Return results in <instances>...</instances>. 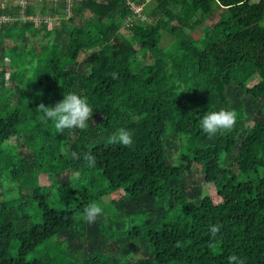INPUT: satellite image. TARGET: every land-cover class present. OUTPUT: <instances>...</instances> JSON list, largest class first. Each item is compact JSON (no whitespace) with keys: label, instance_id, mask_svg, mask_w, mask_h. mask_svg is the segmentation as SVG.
Returning <instances> with one entry per match:
<instances>
[{"label":"trees","instance_id":"1","mask_svg":"<svg viewBox=\"0 0 264 264\" xmlns=\"http://www.w3.org/2000/svg\"><path fill=\"white\" fill-rule=\"evenodd\" d=\"M56 2L26 7L58 16L52 27L0 23V264H264V0H156L130 26L127 0H73L71 14ZM21 8L0 2V14ZM70 92L93 115L57 132L36 109ZM221 109L236 124L210 137L200 120ZM121 128L131 147L110 142ZM233 152L238 171L221 162ZM38 174L47 186L30 184ZM93 202L103 211L88 223Z\"/></svg>","mask_w":264,"mask_h":264},{"label":"clouds","instance_id":"2","mask_svg":"<svg viewBox=\"0 0 264 264\" xmlns=\"http://www.w3.org/2000/svg\"><path fill=\"white\" fill-rule=\"evenodd\" d=\"M21 0H0L2 4L10 3L13 5H20ZM28 6V0L27 5ZM23 8V7H22ZM21 8V9H22ZM21 10L18 11L16 14L7 15V14H0V16L5 15L9 17L7 21H14L21 19L23 22L29 21L34 23H44L47 27L54 26L58 21V16H52L54 18L51 24L47 22H38L29 19L28 17L34 14H42L38 9L34 14L28 15L26 14L25 8V18H20L19 13ZM44 15V14H42ZM13 17V18H12ZM115 73H113V77L115 78ZM38 112L43 113L40 117L42 121L52 120L54 122V126L57 132H62L64 129H85L88 127V122L93 115V109L89 105L87 98L82 97L81 95L70 92L64 94V98L57 102L55 106H45L44 103H40L36 109ZM237 119V113L235 110H225L221 109L219 111H212L206 113L203 118L200 120V127L202 131L208 134L210 137L216 135L218 132H223L227 130H231L235 124ZM110 142L121 144L125 147H131L133 144V137L131 132L126 129H118L115 134L110 137ZM71 156L73 159H80V156L76 152H71ZM83 159L87 162L89 167L95 166V156L91 155L90 153H84ZM102 208L96 202L90 203L84 208L83 218L88 223H94L98 216L102 214ZM220 231V226L212 225L209 229L210 239L211 241H215V237L217 233ZM179 246V243L177 244ZM214 246V244L210 243L209 245ZM229 264H245L244 260L236 255H230L228 257Z\"/></svg>","mask_w":264,"mask_h":264},{"label":"rangeland","instance_id":"3","mask_svg":"<svg viewBox=\"0 0 264 264\" xmlns=\"http://www.w3.org/2000/svg\"><path fill=\"white\" fill-rule=\"evenodd\" d=\"M254 2H257V1H259V0H253ZM87 15V14H86ZM217 18H218V14H216V16L215 17H213V18H211V19H209V21L206 23V24H208L209 26H211V27H213L214 26V24L216 23L215 21L217 20ZM194 35H195V37H200L201 35H202V31H201V29H199V30H197L195 33H194ZM171 42H170V39H166L165 41H164V44H163V47H166V46H168L169 44H170ZM149 61H151L152 60V58H149L148 59ZM3 65H2V63H0V73L3 71ZM9 71L10 70H8L7 71V74H6V78L8 79L9 78ZM31 77H33V75L31 74ZM37 77H40L39 75H37ZM259 79H260V77H256V79H254L253 80V83L252 84H254V83H256L257 81H259ZM13 87H15V84H13L12 85V88ZM30 88H32L31 86H30V84L26 81V89H29L30 90ZM58 88V90H56V91H54L53 92V94H55V95H62L61 93V89L59 88V87H57ZM31 90H33V88L31 89ZM41 92L42 93H44L43 94V97H42V102L46 99L45 98V94L46 95H49V93H47V87L46 86H44L43 88H42V90H41ZM11 101L9 102V104L10 105H12V106H14L15 104H16V102H15V100H14V98H13V96L11 95ZM4 115H1L0 117L1 118H3V117H5V113H3ZM177 141L180 143V144H183L185 141H184V138H182V137H178L177 138ZM14 144H11V142H10V146L9 147H7V150L9 151V152H11L12 154L13 153H15L16 151H18L19 150V148H17V147H15V145L13 146ZM7 155V154H6ZM237 156H238V152H233V154H223L222 155V157H221V162H222V164L223 165H227V166H230V167H232L235 171H238V168H237V166H236V158H237ZM6 157V156H5ZM191 175H193V174H186L185 175V177H184V179L186 180V179H188ZM42 177H45V175L44 174H38V175H36V176H32L31 177V179H30V184L32 185V186H40V187H45V186H47V183L46 184H44V182H43V180H42ZM192 178H193V180L195 179V180H199L200 179V177L198 176V175H193L192 176ZM256 179V177H255V175L254 174H246V175H243V177L241 178V180L242 181H244V182H246V181H250V180H255ZM3 183V185H4V187L6 188V190H8V188L10 187V184H9V182H8V179H7V175H3L2 177H1V181H0V183ZM215 189L213 188V189H210L209 187H207L206 188V194H210L212 191H214ZM46 192H48V190H46ZM6 197L8 198V199H11V198H14V194L12 193V191L10 192V191H8L7 193H6ZM47 198H48V200L49 201H51V200H53V197H49V196H47ZM27 213L32 217V219H33V221L35 222V223H40L41 222V218H42V215H41V213H40V211H39V209H38V206H37V204L36 203H33V202H30V204H29V207H28V209H27ZM138 220L137 221H140L139 220V218H137Z\"/></svg>","mask_w":264,"mask_h":264},{"label":"built area","instance_id":"4","mask_svg":"<svg viewBox=\"0 0 264 264\" xmlns=\"http://www.w3.org/2000/svg\"><path fill=\"white\" fill-rule=\"evenodd\" d=\"M38 2L43 1V0H37ZM48 1H53V0H48ZM62 0H57L56 3H59ZM65 1V11L68 14H71L72 12V7H73V0H64ZM153 1L156 0H127V4L130 6V8L132 9L133 13H132V17L128 19V21H126V23L124 24L125 26H130L131 24H133L135 21H137L138 19L145 21L148 18V15L145 13V10L147 8L148 5H151V3ZM21 6L23 7L19 13V17L20 18H25L26 14H25V8L27 5V0H21L20 1ZM13 18V17H12ZM29 19L33 20V21H38V22H47L49 24H51L54 20V18L48 14H34L30 17H28ZM9 19V17L2 15L0 16V22L1 21H7Z\"/></svg>","mask_w":264,"mask_h":264}]
</instances>
